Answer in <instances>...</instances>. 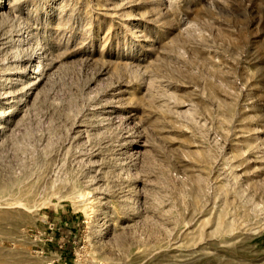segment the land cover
Returning <instances> with one entry per match:
<instances>
[{
  "label": "rangeland",
  "instance_id": "obj_1",
  "mask_svg": "<svg viewBox=\"0 0 264 264\" xmlns=\"http://www.w3.org/2000/svg\"><path fill=\"white\" fill-rule=\"evenodd\" d=\"M0 264H264V0H0Z\"/></svg>",
  "mask_w": 264,
  "mask_h": 264
}]
</instances>
